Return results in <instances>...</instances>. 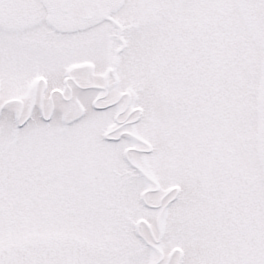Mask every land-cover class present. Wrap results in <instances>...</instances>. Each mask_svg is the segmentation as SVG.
<instances>
[{"label":"snow or ice","instance_id":"1","mask_svg":"<svg viewBox=\"0 0 264 264\" xmlns=\"http://www.w3.org/2000/svg\"><path fill=\"white\" fill-rule=\"evenodd\" d=\"M0 264H264V0H0Z\"/></svg>","mask_w":264,"mask_h":264}]
</instances>
